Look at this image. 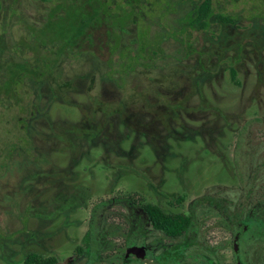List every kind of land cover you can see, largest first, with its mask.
<instances>
[{
  "label": "rangeland",
  "instance_id": "374dc122",
  "mask_svg": "<svg viewBox=\"0 0 264 264\" xmlns=\"http://www.w3.org/2000/svg\"><path fill=\"white\" fill-rule=\"evenodd\" d=\"M201 1L0 0V264H264V211L228 221L264 202V0H215L234 24L207 31Z\"/></svg>",
  "mask_w": 264,
  "mask_h": 264
},
{
  "label": "trees",
  "instance_id": "16d2710c",
  "mask_svg": "<svg viewBox=\"0 0 264 264\" xmlns=\"http://www.w3.org/2000/svg\"><path fill=\"white\" fill-rule=\"evenodd\" d=\"M219 18L223 23L227 24H234V21L230 18H228L224 13L218 14L216 7H215V0H202L201 3L195 8V10L191 13V15L188 17L189 25L190 26H197L202 31H207L211 24L213 18ZM73 53H76L77 56H80L82 54L78 53L77 51H74ZM109 68V76H112L115 79L116 75L113 73V65L110 63H105ZM121 63H118L116 66V69L119 71V76L122 77L123 73L120 75V69H121ZM1 143V142H0ZM0 146H3L1 143ZM0 151H3V149L0 148ZM5 156L0 154V169L4 168V162ZM239 165V162H237ZM240 166V165H239ZM264 167V161L261 165H259V168L263 169ZM260 170V169H258ZM257 170V171H258ZM256 171L251 172V170L248 172L247 177H244V187L248 185V187H254L255 182L251 180L250 178ZM243 179V177H242ZM247 179V180H246ZM243 181V180H242ZM130 205L134 209V211H138L137 213L139 216H143L154 228V230L159 231L166 235L168 238L171 239H177L180 237H183L192 227L193 220L191 216L180 214V215H170L164 213L161 209H159L156 206L150 205V204H144L142 201H139L135 198H130ZM264 211V202L259 203L252 207L246 215H239L237 216V221L233 222L232 217H228V221H230L232 224L236 223L235 226L238 227L237 236L243 234L247 230H249L254 222H252V219L260 214V212ZM239 214V213H238ZM241 217H244V219L241 220ZM240 219V220H238ZM259 221L262 225H264V220H256ZM132 224L134 226L137 225V221L133 220ZM264 235V231H263ZM55 260H41L40 258L31 255L28 256L26 259V264H53L55 263Z\"/></svg>",
  "mask_w": 264,
  "mask_h": 264
},
{
  "label": "flooded vegetation",
  "instance_id": "af4514ba",
  "mask_svg": "<svg viewBox=\"0 0 264 264\" xmlns=\"http://www.w3.org/2000/svg\"><path fill=\"white\" fill-rule=\"evenodd\" d=\"M104 104V103H103ZM103 106V105H102ZM103 109L101 108V111H102ZM150 224V223H149ZM151 225V224H150ZM152 226V225H151ZM153 228V227H152ZM154 229V228H153ZM159 232V231H158ZM132 247H144L145 248V250H146V257L145 258H139V257H137L136 255H130V256H127V255H125L124 256V258H123V261H122V263L121 264H139L140 263V261H145V260H148L149 259V257H148V255H147V248H146V246H132ZM132 247H130V248H132ZM129 248V249H130ZM128 249V250H129ZM127 250V251H128ZM126 254H127V252H126ZM169 256H167V255H162V256H159L158 258H156L158 261H159V263H166V262H169V263H171V264H174V263H172V262H170L169 261ZM181 260V258L179 257L178 258V262ZM150 261L152 262V263H154V259H150Z\"/></svg>",
  "mask_w": 264,
  "mask_h": 264
},
{
  "label": "water",
  "instance_id": "95a60500",
  "mask_svg": "<svg viewBox=\"0 0 264 264\" xmlns=\"http://www.w3.org/2000/svg\"><path fill=\"white\" fill-rule=\"evenodd\" d=\"M127 256L130 255H136L139 258H145L146 257V250L144 247H132L127 251ZM53 264H68L66 262H55Z\"/></svg>",
  "mask_w": 264,
  "mask_h": 264
}]
</instances>
